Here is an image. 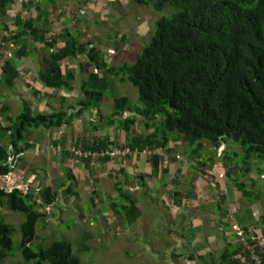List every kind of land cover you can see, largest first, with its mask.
<instances>
[{"label": "trees", "instance_id": "16d2710c", "mask_svg": "<svg viewBox=\"0 0 264 264\" xmlns=\"http://www.w3.org/2000/svg\"><path fill=\"white\" fill-rule=\"evenodd\" d=\"M54 1L45 0L47 5ZM32 2L0 0V32L3 34L0 44L18 41L20 47L15 56L19 60L31 56L28 39L43 47L42 65L31 79L55 89L54 92L70 93L76 89L72 83L77 81V75L68 69L63 71L60 64L65 59L82 56L102 74L88 73L85 66L80 65V97L69 101L61 94L48 112L37 111L28 99L20 98L21 109L13 117L10 105L0 100V263L18 254H15L13 238L17 230L2 219L3 212L12 211L24 217L19 253L25 260L17 264H81L70 241L55 237L43 242L44 237L37 234L39 223V229H43V221L48 218L44 210L60 193L66 197H78L75 189L79 183L72 169H64V183L55 187L47 183L36 192L37 170H30L22 177L17 172V164L24 162L35 148L31 142L33 132L73 128L76 121L88 113H94V117L95 112L104 113V105H107L108 112L106 124L88 122L92 130L100 132L99 140L80 138L74 142L83 152L91 153L80 157L79 162L86 167L87 176L94 185L88 199L92 205L101 198L104 200L102 204L108 202L100 196L107 190H102L100 181L93 177V166L113 161L110 154H96L109 152L114 146L117 147L115 150L118 149V144L107 135L108 128L131 134V141L127 140L126 145L131 153L155 152L147 157L153 174L140 175L142 184L161 170L167 171L166 167L163 168L165 155L157 151L172 154L170 143L172 146L184 145L192 169L209 167L208 164L215 161L216 152L204 159V142L211 143L216 151L225 145L228 149L222 157L218 155L220 158L230 154L232 142L236 143L249 164L252 159H257L255 164L264 165V0H137L143 6L163 11V15L158 17L151 37L133 63L120 65H112L102 47L91 41L83 42L79 33L64 27L58 34H53L49 30L52 24L50 12ZM14 6L21 7L22 11L34 7L36 15L27 17L22 11L18 12L14 22L19 31L4 34L9 30L4 18L11 15ZM61 39L63 43L59 45ZM0 71V83L5 86H14L21 78L19 66L11 59L0 57ZM119 81L129 82L136 88V99L132 100L120 91ZM30 94L36 99L41 91L31 87ZM137 124L145 128L147 134L137 132ZM49 143L57 147L56 141ZM79 152L75 151V156H80ZM72 157L70 149L63 150L65 164ZM220 167L224 170L222 174L245 198L249 199L264 187L254 179L244 183L235 178L238 174L235 170L233 175L226 172V166ZM246 171L249 175L250 168ZM257 172L260 180H264V170L259 171L257 166ZM122 173L125 181L120 178ZM129 178L125 168L117 171L114 190L118 196L109 203L117 220L128 227L142 216L135 195L129 194ZM179 183L177 179L172 181L174 186ZM172 195L178 196L179 192ZM175 202L181 206V202ZM259 222L264 226V216ZM34 241L35 247L32 245ZM236 253L238 251L234 250L230 255ZM243 254L247 262L253 264L248 247L243 246ZM259 256L264 264L262 254Z\"/></svg>", "mask_w": 264, "mask_h": 264}, {"label": "rangeland", "instance_id": "374dc122", "mask_svg": "<svg viewBox=\"0 0 264 264\" xmlns=\"http://www.w3.org/2000/svg\"><path fill=\"white\" fill-rule=\"evenodd\" d=\"M33 5H41L45 10L48 9L50 12L49 19L51 21V32L58 34L61 28H67L76 33L82 35V41H91L96 46L102 47V50L106 52L107 59L112 65H120L123 62L133 63L138 56L139 51L144 47L145 42L151 37V33L155 26V23L159 16H162V12L157 11L153 6H143L137 2V0H55L53 4L47 5L45 0H31ZM35 3V4H34ZM14 12L11 15L5 16V22L9 30L4 34H8L11 30L19 31L16 27L14 18L18 12L22 11L20 7L17 9L13 8ZM168 9H166L167 11ZM158 12V13H157ZM24 16H35L36 11L34 7L29 10H23ZM160 14V15H159ZM15 27L17 29H15ZM2 32H0V35ZM63 43L60 40L59 45ZM149 43V42H148ZM41 45V44H40ZM29 53L43 57V47L38 50V44L28 39ZM20 45L18 46V48ZM17 48V49H18ZM2 49V46H0ZM8 53L7 48L4 49ZM29 59L20 60V66L24 64V67ZM80 65H84L86 72H96L102 74L96 70L94 66L89 65V62L85 56L78 57L76 59H66L62 63V69L71 70L76 73L77 81L72 83L76 88L75 91L70 93H64L69 101L74 98L80 97ZM22 66L21 71L25 73L36 72L34 65L30 63V66H26L25 69ZM119 89L121 92L129 95L134 100L136 99L137 90L129 82L119 81ZM8 93L9 97H4L1 101L7 102L10 105V112L12 115H16L20 111V104L18 96L20 98L28 99L35 110L38 111L39 104L37 105V99L33 98L26 89L22 90V93H10L12 89L0 88ZM50 98V99H49ZM58 98V94L50 95L48 97L49 105L45 107V111H51L54 107V102ZM48 104V103H47ZM104 113H94L84 115V118L77 122L73 128L56 129L53 133L55 136L54 140L58 141L57 147H50V143L47 141V133L45 130H40L37 133L33 132L31 138H34L32 143L35 148L31 153L25 157L24 162H18L17 172L23 176H26L30 170H37L36 178V192H39V188L45 187L47 183H50L55 187L58 183H64V169L66 167L71 168L75 177L78 180L79 185L75 189L78 193V197H66L63 194H59L53 204L45 209L48 216L43 221V229H39L41 223L37 228V234L42 235L43 242L51 240L55 237L68 240L72 243L75 253L80 257L81 264H186L188 260L182 258L183 251L176 248L175 244H172L168 239L166 233L161 232L159 224L160 218L166 215V209L161 207V197L158 200H152L149 193V199H142V189L135 188L141 196H138V206L142 209L143 216L134 225L128 227L124 222H120L114 215V212L110 208V202L112 198L117 197L118 193L114 190V184L117 182V171L120 168H125L127 173V167L133 164L130 154H124V151L118 150L123 149L128 151L129 147H126L127 140L130 143L131 134L126 135L119 129L108 128L107 135L110 136L111 140L118 144L117 154L113 155V161L104 163L100 166H93V177L97 178L100 183L99 186L102 190H107L104 195L100 193L101 197L105 198V204H102V198L98 200L95 205L89 202L91 196V189L93 183L89 178L86 167L81 165L79 162L80 157H85L87 152H83L78 146L74 145L80 138L90 141H97L101 134L99 131L92 130L88 125L87 119L93 118L94 121H100L106 124L105 117L108 113L107 105H104ZM18 111V112H17ZM100 124V123H98ZM137 132L147 134V130L137 124L135 126ZM110 134V135H109ZM37 138V139H35ZM32 140V139H31ZM38 143H35L37 142ZM239 146L232 142L230 154L222 157L227 151V147L222 145L217 151L215 147L209 143L204 142L202 149L204 151V159L214 153H218L215 157L213 164H208L211 168L214 164L217 166H226V172L230 174L234 170L238 173L235 178L242 179L244 183L249 182L250 179L260 181L264 184V180H260L257 172L258 170H264L263 164H255L257 159H252L251 164L249 161L244 159L245 154L242 150L237 149ZM177 154L180 155V162L175 157H171V162H177L180 165H184L185 161L188 160V153H184V145L178 144ZM117 147H111L109 152L115 151ZM67 149L72 151L73 157L68 160L65 164L63 161V150ZM83 156H75V151H79ZM79 152V153H80ZM108 153V151L106 152ZM159 154L162 151H158ZM132 154V153H131ZM143 158L147 157L145 153ZM26 155V154H25ZM220 157H219V156ZM131 156V157H130ZM112 157V156H111ZM255 158V157H254ZM98 160V158H94ZM206 161V160H205ZM191 161L188 162V164ZM208 162V161H207ZM148 168L152 167L147 162ZM195 164V162L193 161ZM140 165V164H139ZM138 166V165H136ZM233 167V168H232ZM250 168V174L246 172ZM143 171V165L140 166ZM191 174H194V169H190ZM134 173V172H133ZM149 173V171H148ZM146 173V174H148ZM138 174V173H137ZM133 177V175H132ZM183 175H178L181 180ZM125 181V175L122 173L120 177ZM137 178V177H136ZM195 177V175L193 176ZM138 179V178H137ZM157 177L152 176L148 180L152 183L150 189L162 190V186L156 184ZM132 183L129 182L127 188ZM141 185L139 184L138 187ZM134 187V185H133ZM129 189V188H128ZM148 189V188H147ZM235 191L234 185L230 186V193L227 195V199L231 196V192ZM109 190V192H108ZM134 193L131 191L129 194ZM256 198V200H254ZM245 203L254 205L255 210L258 209L260 214L264 216V187L255 191L254 194L243 200ZM88 203V204H87ZM258 204V205H257ZM145 206V207H144ZM214 207V205H213ZM239 214V218L244 219L247 215H250L249 205L243 204ZM218 209V207L216 206ZM224 208H227V202H225ZM209 210L210 207L205 208ZM2 219L5 223L13 226L17 231L14 234V247L15 254L17 256L7 258L0 264H17L22 263L25 258L19 253L20 242L23 241V234L21 226L24 223V217L20 214H15L12 211H5L2 214ZM159 222V224H158ZM240 228L241 227H237ZM242 230V229H241ZM236 232V229H235ZM173 242V241H172ZM33 247L36 246L35 241L32 243ZM46 245L45 247H48ZM174 247L173 250L170 248ZM188 255L187 253H185Z\"/></svg>", "mask_w": 264, "mask_h": 264}, {"label": "crops", "instance_id": "0c3cea01", "mask_svg": "<svg viewBox=\"0 0 264 264\" xmlns=\"http://www.w3.org/2000/svg\"><path fill=\"white\" fill-rule=\"evenodd\" d=\"M13 8L12 13L14 12ZM15 29L17 28L15 27ZM10 32L13 34L17 33V31L14 30H11ZM2 35L3 34L0 36ZM19 45L18 41L0 44V46H2V49H0V57L13 60L14 63L19 66V71L21 72V78L19 77L17 79L14 86L9 87L0 83V88L12 89L10 93H13V96L19 92L21 94L23 89H26L30 93V88L34 87L41 91V95H39L40 102L39 99H37L36 103L37 105L39 104L38 110L45 111V107L49 105L48 97L55 94H58L59 96L64 94V92H60V90L54 92L55 89L45 87L31 79L32 75L37 74V70H39L42 65L41 62L43 57L41 56H36L30 53V57H24V59H29L25 67L30 66V63H32L34 65L33 69L36 70V72L31 71L25 73L21 71V67H24V64L20 66V60L15 56V52ZM41 46L42 45L38 44V50L42 48ZM5 48H7L8 51L12 50L13 52L8 53L7 51H4ZM65 60L63 62H65ZM62 63L60 64L61 68ZM4 97L10 98L7 92L1 90L0 100ZM17 98L20 104V96ZM13 117H15V115H13ZM91 120L94 121V119L88 118L87 122ZM76 122H80V120ZM63 128L64 127L59 129ZM55 130L56 129L45 130L47 133V141H55V136L53 135ZM35 132L37 133L38 131ZM31 139L32 142L34 138ZM56 142L58 144V141ZM35 143H38V141ZM50 145V147L53 146L52 144ZM177 145L178 144L172 146V143L169 144V148L173 149L172 154L166 155L164 152L161 153L162 155H165L163 156V168L166 167L167 171L162 172L161 170L159 174L154 177L158 178L156 184L161 185L163 187L162 190H157L155 185V189H150L149 191L152 183L148 178L145 179L144 184L141 183V180L139 179L140 175H145L148 171L149 173L147 175L153 174L152 167L148 168L147 165L148 158L145 157L144 159L142 157L143 154H130L132 156L130 157L131 160H133V164L131 163L130 166L127 167L126 175L130 177L129 181L132 183L128 188L134 193L135 198L141 196L135 188H141L143 190L142 199H149V193L152 194V196H150L152 200H158L159 196L161 197V207L166 209L165 212L167 215H163L160 218L159 221L162 222L161 224L158 222L162 228L161 232L163 234L166 233L167 239L172 244H175L177 249L183 251V254L180 256L188 260V263L186 264H234L235 262H238L239 264H250L244 257L243 246L253 249L260 255L262 254L264 258V226L259 222L260 218L263 217V214H260L258 209L255 210L254 205L245 203L243 200L246 198L235 187V191L233 189V192H231V196L233 197H230L229 199L226 198L230 193V186L233 184L227 177L224 179L219 178V174L224 171L220 166L215 165L213 168L204 166L201 167V169L194 168V174H191V162L188 164L189 161H185L184 165L178 164L177 162H180V159L176 158L178 156L176 152L177 148L180 147H177ZM171 157H175L178 161L171 162ZM141 165H143V171L140 169ZM183 174L184 177H181L180 180L178 175ZM132 175L134 177L133 179ZM194 175L197 178L194 179ZM174 179H177L180 183L175 186L172 185ZM139 184L141 185L140 187H138ZM174 192H179V195L173 196L172 193ZM175 200L181 202V206H178ZM225 202H227V208H224ZM243 204L249 205L251 212V214L247 215L244 219L238 217ZM207 207H210V209L206 210L205 208ZM239 226L244 232L241 236L235 232V229ZM245 230H248V232ZM251 243H253V245H251ZM173 249L174 247L170 248V250ZM234 250H237L238 253L230 255Z\"/></svg>", "mask_w": 264, "mask_h": 264}, {"label": "built area", "instance_id": "2783aa9c", "mask_svg": "<svg viewBox=\"0 0 264 264\" xmlns=\"http://www.w3.org/2000/svg\"><path fill=\"white\" fill-rule=\"evenodd\" d=\"M117 151H118V150H116V151H114V152H108V153L102 152V153H100V154H96V156H97V155H98V156H106V155H109V154H110V155L113 157V155L115 156V155L117 154ZM144 153L147 154V155H149V156H151V155H153L155 152L146 150V151H144ZM90 154H91V153H87V154L85 155V157L89 156ZM124 154H128V151H124ZM79 155H80V156H83L82 153H79ZM177 158H180V157L177 156ZM11 160H14V158L11 157ZM220 177H221V178H224V175H220ZM236 233H237L239 236H241V235H243L244 232H243L240 228H236ZM249 249H250V260H251V262H252L253 264H262V261H261V258H260V256H259V253H257L256 251H254V250L251 249V248H249Z\"/></svg>", "mask_w": 264, "mask_h": 264}, {"label": "clouds", "instance_id": "9594fccd", "mask_svg": "<svg viewBox=\"0 0 264 264\" xmlns=\"http://www.w3.org/2000/svg\"><path fill=\"white\" fill-rule=\"evenodd\" d=\"M118 150H122V151H126L125 149H118ZM116 151V150H115ZM144 153V152H143ZM157 153H158V151H157ZM87 154V153H86ZM128 154H131V152L128 150ZM139 154H142V153H139ZM147 157L149 156V155H146ZM179 156V155H178ZM180 157V156H179ZM220 175H224V178L226 177V175L225 174H219V178H221L220 177ZM224 178H221V179H224ZM242 231H243V229H242Z\"/></svg>", "mask_w": 264, "mask_h": 264}]
</instances>
